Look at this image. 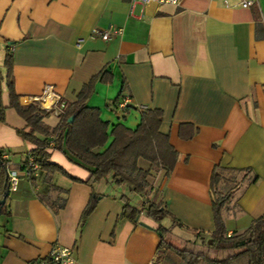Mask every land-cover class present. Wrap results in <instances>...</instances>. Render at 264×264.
I'll return each mask as SVG.
<instances>
[{"label": "crops", "instance_id": "crops-1", "mask_svg": "<svg viewBox=\"0 0 264 264\" xmlns=\"http://www.w3.org/2000/svg\"><path fill=\"white\" fill-rule=\"evenodd\" d=\"M238 5L180 0L131 10L130 0H0V56L4 66L9 45L22 105L47 84L72 103L106 67L113 80L96 82L87 105L100 110L108 130L119 123L136 128L139 106L162 110L160 132L178 159L168 175L161 171L158 186L150 182L149 195L165 204L174 229L199 243L215 228L214 170L220 174L216 191L232 194L222 210L227 236L264 214V0ZM113 27L122 33L107 41L92 37L95 29ZM7 94L3 81L0 150L19 169L36 145L17 134L26 123L8 107ZM121 95L131 97V108L116 110ZM58 121L52 114L45 119L51 129ZM181 125L194 128L193 137L183 140ZM49 146L48 161L68 175L40 170L9 193L0 214V264H33L55 244L72 248L75 264H164L157 223L145 214L138 222L121 219L124 199L108 194L106 184H85L89 171ZM92 194L95 210L80 226Z\"/></svg>", "mask_w": 264, "mask_h": 264}, {"label": "trees", "instance_id": "trees-1", "mask_svg": "<svg viewBox=\"0 0 264 264\" xmlns=\"http://www.w3.org/2000/svg\"><path fill=\"white\" fill-rule=\"evenodd\" d=\"M11 54L8 45L4 59L5 76L0 71V94L4 81L9 96L8 107L13 108L26 123V127L18 129L17 134L36 145L31 154L35 162L39 164L40 170L47 174L58 172L68 175L62 167L47 159L48 152L46 150L52 141L54 149L60 150L70 161L89 171L88 179L83 181L85 184L93 186L110 175L117 184H126L131 187L134 193L140 195L144 200L141 209L130 204L128 198H122L125 205L122 207L120 218L138 222L139 217L145 214L147 219H152L158 225L156 230L161 237L160 247L173 251L175 255L185 261V264H232L244 253H248L247 264H261L260 254L264 246V214L254 219L244 232L227 236L222 210L231 200L232 194L216 191L220 181V174L216 170H214L211 180L214 230L207 239H203L199 243L184 241L182 244H176L168 238V230L162 222L169 212L163 202L150 198L149 193L152 186L148 181L151 171H162L168 175L178 159L176 150L168 141V135L160 132L162 110H142L141 121L134 129L119 123L108 130V123L101 119L100 110L87 105L96 82L111 83L113 80V75L105 67L84 84L77 94L76 100L68 104L65 113L58 118V124L51 129L45 123V119L51 115V112L40 108L37 104L22 105L20 103L12 81ZM5 110L6 107L2 104L0 95V122L5 121ZM71 116H73V120L69 122ZM179 127V135L183 140L189 139L195 134L194 128L189 129L187 125ZM2 155L3 151L0 150V202L7 191L6 173L10 165L9 162L2 160ZM140 160L146 161L149 166L143 168L140 166ZM69 177L72 178V176ZM49 188L60 190L51 184H49ZM39 198L53 211L58 210L54 204L45 200V194H39ZM96 204L97 196L92 194L82 211L80 226L95 210ZM61 206L63 203L58 208ZM4 207L5 204L0 203V214L3 213ZM241 241H244V244H241ZM239 245L245 246L244 250L237 251L236 248Z\"/></svg>", "mask_w": 264, "mask_h": 264}, {"label": "built area", "instance_id": "built-area-1", "mask_svg": "<svg viewBox=\"0 0 264 264\" xmlns=\"http://www.w3.org/2000/svg\"><path fill=\"white\" fill-rule=\"evenodd\" d=\"M239 4L238 6L242 8H250L255 4L256 0H236ZM180 0H130V8L131 10L137 4L140 5H179ZM122 33L121 28H108L105 30L95 29L92 32V37L98 36L102 40L107 41L114 36H118ZM26 104H37L40 108L51 112L52 115L56 117H60L65 113V110L68 108V103H66L62 97V95L57 92L53 85L47 84L44 86L42 92L38 96L28 97L26 100ZM132 107L131 97L128 95H121L118 101L115 102L116 110H125ZM140 110H145L143 106H139ZM51 145L53 142L51 141ZM2 160L7 161L10 164L9 155L4 153L2 155ZM40 171V166L37 162H35L33 155L31 152H28L25 156L24 161L22 162L19 169H13L9 166L7 169V180H8V188L9 193L13 192L17 189L19 181L23 178L30 182L31 179L36 177ZM107 183H109L113 187L111 196L122 199L126 197L129 199L130 204L135 206L137 209H141L143 205V198L140 195H137L131 190V187L126 184H117L113 178L109 175L107 177ZM261 255V264H264V248L262 250ZM76 259L74 257V251L72 248L63 246L60 244H55L51 250H49L48 254L38 260H36L33 264H75Z\"/></svg>", "mask_w": 264, "mask_h": 264}, {"label": "rangeland", "instance_id": "rangeland-1", "mask_svg": "<svg viewBox=\"0 0 264 264\" xmlns=\"http://www.w3.org/2000/svg\"><path fill=\"white\" fill-rule=\"evenodd\" d=\"M0 71L1 72H4L5 71L4 66L2 64V57L1 56H0ZM140 166H142L143 168H147L149 166V163H147L146 161L140 160ZM161 176L162 175H161V172L160 171L159 172L151 171V175H150L148 181H150L152 183V185H154L156 187V186L159 185V182H160L159 179H161ZM99 183H101L102 185L106 184L107 193L108 194H112L113 187L109 183H107V179L106 178L103 179L102 181H100ZM95 184L97 185V182ZM228 203H226V205ZM226 205H225V207H226ZM169 222L170 221L168 220V218H165V219H163L162 224L168 230L167 235H168V233L171 234L172 237L170 238V240L173 243L182 244V242H184V241H188L190 243L196 242V240H197L196 237H194L191 233H187V232L181 231L177 227H175V229H174L173 226H171ZM234 223H235V221L230 222L231 225L234 224ZM251 223H250V225H251ZM250 225L247 226V229H248V227ZM165 233H166V231H165ZM244 248H245V246L239 245L236 248V250L237 251H242V250H244ZM263 248H264V246H263ZM253 249H254V247H253ZM161 254L163 255V259H164L163 262H164V264H185V261L183 259H180V257L177 256V255H175L174 252L171 251L170 249L162 248L161 249ZM247 255H248V253L242 254V256H240L232 264H247V261H248V256ZM200 264H206V263H200Z\"/></svg>", "mask_w": 264, "mask_h": 264}, {"label": "water", "instance_id": "water-1", "mask_svg": "<svg viewBox=\"0 0 264 264\" xmlns=\"http://www.w3.org/2000/svg\"><path fill=\"white\" fill-rule=\"evenodd\" d=\"M72 120H73V116H71L69 118V122H71ZM8 195H9V191H8V188H7V191H6L5 195H4V198L0 202L1 204H5V202H6L7 198H8ZM140 223H141V225L148 227V225L146 223H144L143 221H140ZM243 242L244 241H241V244H244Z\"/></svg>", "mask_w": 264, "mask_h": 264}]
</instances>
